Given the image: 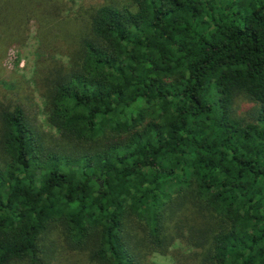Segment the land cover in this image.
<instances>
[{
    "label": "trees",
    "instance_id": "trees-1",
    "mask_svg": "<svg viewBox=\"0 0 264 264\" xmlns=\"http://www.w3.org/2000/svg\"><path fill=\"white\" fill-rule=\"evenodd\" d=\"M32 21L49 129L4 90L0 264H48V231L49 264L57 236L85 264H264V0H0V61Z\"/></svg>",
    "mask_w": 264,
    "mask_h": 264
},
{
    "label": "rangeland",
    "instance_id": "rangeland-1",
    "mask_svg": "<svg viewBox=\"0 0 264 264\" xmlns=\"http://www.w3.org/2000/svg\"><path fill=\"white\" fill-rule=\"evenodd\" d=\"M68 5L77 7L81 4L87 5L95 3L101 0H65ZM37 26L34 21L30 23V29L28 32V37L24 44L22 45H11L9 46L5 53L3 54L0 61V99L4 96V90L7 91L5 97L16 96V89L20 90V93L27 95V103L30 107L31 114L35 115L36 119L46 128L49 126L45 122V115L42 111L43 100L38 93V86L42 78V71L38 69V59L39 57L45 55V52L41 50L39 40L36 36ZM38 73V75H37ZM26 85L29 88L26 90ZM240 104V103H239ZM242 109H247V103L241 104ZM54 237L49 239V231L41 240V246L48 258L49 264V248L50 251L53 250ZM51 240V241H49ZM55 252L57 250L65 251L64 257L62 259V264H85V258L82 255H77L69 250L67 252V247L64 246L63 238L57 236L56 239ZM61 255V252H60ZM61 258L59 259V262ZM148 261L154 264H175L170 256L163 255L154 252L148 256ZM58 262V263H59ZM14 264H24L21 262H16Z\"/></svg>",
    "mask_w": 264,
    "mask_h": 264
}]
</instances>
